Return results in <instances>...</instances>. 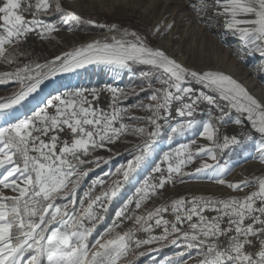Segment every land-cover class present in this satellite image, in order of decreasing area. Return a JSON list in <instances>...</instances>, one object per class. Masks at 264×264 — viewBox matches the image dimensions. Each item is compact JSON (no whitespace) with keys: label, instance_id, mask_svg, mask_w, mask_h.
<instances>
[{"label":"snow or ice","instance_id":"6c2138e0","mask_svg":"<svg viewBox=\"0 0 264 264\" xmlns=\"http://www.w3.org/2000/svg\"><path fill=\"white\" fill-rule=\"evenodd\" d=\"M213 6L215 15L224 18L227 32L242 42L237 50L241 59L244 51L264 58V0H213ZM190 7L198 13L206 9L204 0ZM56 14L65 22L70 19L119 36L84 43L44 63L29 61L14 71L0 72V84L15 81L19 85L13 95L0 100V116H5L0 126V264H137L147 252L168 246L179 250L163 264H264V175L231 182L224 178L231 169L219 160L225 150L252 142V159L264 164V99L224 71H197L182 65L135 31L82 19L66 9L62 0H0V62L18 64L23 55L18 45L30 33L45 40L54 38L60 30L57 23L41 17ZM161 27L170 31L174 24L155 31L159 33ZM89 65H103L117 79L125 70L133 73L135 66L149 70L142 73L145 83L130 89L110 85L76 89L48 100L31 116L8 122L6 114L40 91L45 81ZM103 91L111 95L109 111L98 109L88 98L99 100ZM142 92H150L149 103L121 106ZM174 104L183 120L173 125L168 121ZM201 104L209 106L207 119L196 120ZM134 108L148 114L133 115ZM229 122L241 131L221 136V128ZM166 124L173 135L200 125V136L209 143L197 145L192 140L165 152L152 168L159 175L137 181ZM65 131L70 139L61 138ZM128 135L142 140L134 145L133 158L110 174L111 183L93 179L83 197H78L91 165L99 167L111 160L94 153L111 152L109 146ZM197 155L214 163L204 160L194 174L210 173L217 184L234 191L252 190L241 198L180 197L140 211L153 197L162 196L175 177L183 183V176L189 175L184 168ZM132 183L139 184L134 194L115 212L111 225L97 233L112 201ZM96 186L102 189L99 193ZM166 213L173 219L165 218ZM126 222L131 226L125 228ZM157 228L161 233L154 235ZM138 233H147V238ZM153 245L157 247H148Z\"/></svg>","mask_w":264,"mask_h":264},{"label":"rangeland","instance_id":"374dc122","mask_svg":"<svg viewBox=\"0 0 264 264\" xmlns=\"http://www.w3.org/2000/svg\"><path fill=\"white\" fill-rule=\"evenodd\" d=\"M166 1H171V4L169 5L170 10L168 12H165ZM62 2L66 9L74 11L76 15L80 16L82 19H94L98 22L107 24L114 23L121 29L135 31L140 36L146 38L147 42L151 46L163 49L168 55L190 69L197 71H224L233 75L234 78L239 77L238 80L241 83L244 84L245 81H249L254 87L261 88L264 91V58H261L258 54H249L247 51H244L243 59H241V57L237 54V50L242 48V42L237 36L227 32V30L223 27L224 18L217 17L215 15L214 6L209 1L204 2L210 5V8L205 9L204 12L198 13L197 11L191 9L190 6L184 4V0H159V3H151L149 0H145L144 4L149 7L148 15L146 16L138 12L134 13L122 10L107 11L82 8L80 7L81 3L76 2V0H62ZM83 3L88 4L87 1ZM185 6L188 8H184ZM209 10L211 11L210 15ZM189 11L192 13H189ZM193 12L194 14L196 13V15H201L202 18L193 20L191 18L193 16ZM188 14L189 16H186ZM41 18L46 21L56 22L60 30L53 34L54 38H49L47 40L44 39L40 43L36 42V40H31L34 33H30L27 40L18 45V51L23 53V55H20L18 58L19 63L9 65L7 63L0 62V72L14 71L16 67L22 66V64L29 61L44 63L47 60L54 58L56 55H62V53L79 47L84 43L91 42L93 40H110L111 36H119V33L117 32L110 33L106 29L96 28L92 25L77 24L75 21L70 19L68 22H65L60 18L59 14ZM168 23L174 24V27L170 31H165L163 27H161V31L159 33L155 31L158 26H164ZM152 24L153 27H151ZM221 34H228L232 37L226 42L227 47L222 49L228 52L224 51V53H213V51L211 52V49L207 47L208 42L210 41L209 37L212 39ZM148 70L147 66H135L133 73H129L126 70L123 71L122 74H120V79H117L115 74L103 65H89L86 68L78 69L76 72L60 74L51 80L45 81L44 85L41 86L40 91L33 94L32 97H29V99L22 105L10 110V112L6 114L8 122L12 123L15 122L16 119H22L25 116L31 115V113L45 107L48 100H55V97L76 89H104L109 85L130 89L134 85L138 86L141 83H145L142 73ZM61 80L68 81L69 86L62 88L60 91L54 92L45 101L42 97L44 93L56 83L63 82ZM156 86L158 87L159 85ZM18 89L19 85L15 81L0 84V100L10 97L18 91ZM104 92V95L108 94V97L111 99L110 93L106 91ZM86 95H88V93H86ZM149 95L150 92H142L139 96H131L128 100L122 101L121 106L127 107L140 102L149 103ZM88 98L89 100H92L95 107H100L99 100H94L90 95ZM203 105L205 107H203ZM176 107L177 105L174 104L172 115L168 121V123L173 125L177 121L183 120V118L179 117L175 111ZM208 108V105L201 104L194 118L196 120L207 119ZM49 111L54 112V109H49ZM212 112L214 115L217 114L215 109H212ZM132 114L136 116H145L148 113L142 109L134 108L132 109ZM125 122L128 123L132 121L125 119ZM4 123L5 116H0V126ZM201 131L202 128L200 125H197L195 128L186 130L182 135H173L168 132L166 124L164 133L158 138L154 154L146 162L145 166H143L138 172L137 181H142L145 177L149 176L153 164L158 160L161 161L165 152H169L172 149L179 147L181 144H190L192 140H196L198 145V138L200 137ZM240 131V126L229 122L221 128L220 134L221 136L225 134L238 135ZM139 143H142L141 138L128 135L126 137H122L115 145H110L109 147L112 148L111 152L107 149L97 150L94 153V156H101L106 159L111 157V160L109 163L101 162L99 167H96L95 164L91 165L92 171L81 185L78 197H83V192L87 191L93 179L101 178L107 183H111L113 177L110 174L113 173L121 164H126L128 160L133 158L132 150L134 145ZM195 149L196 145H193V152H195ZM226 151L228 150H225L224 152ZM253 152H255L254 144L252 142H246L243 146L236 148L235 150H231L229 153H231L232 157L227 154L225 155V160L220 161V163L229 164L231 161H240L246 155L252 154ZM200 157V155L195 156L193 162L189 163L184 168V171L189 173V175L183 176V183H181L180 177H175L174 181L165 185L167 187L162 190V196L153 197L149 202H147L145 208L140 211L151 209L158 206L162 202H167L180 197L203 195L220 199H226L229 197L241 198L252 190L244 189L240 193L236 190L230 194L223 195L214 194L212 191H208L203 188L194 189L189 185H185L192 177L200 178V180L206 179V173L199 175L194 174L195 168L198 167ZM163 167L166 169L167 164L165 163ZM158 175V173L155 174V176ZM261 175H264V168L251 173L247 179L252 180ZM138 186V183L125 185L120 195L112 201L107 217L104 223L101 224L100 228H98L97 233L102 232L106 226L111 225L112 220L115 219V212L123 205L124 202H126L128 197L134 194L135 188ZM95 190L99 193L102 189L100 186H96ZM5 192L7 195H14L11 190H5ZM165 218L171 220L173 219V216L171 213H166ZM130 226L131 222H126L124 225L125 228ZM97 233H94L93 236L96 237ZM160 233L161 229L159 228L155 229L153 232L154 235H159ZM137 235L140 238H147V233H138ZM148 247L157 246L153 245ZM178 250L179 249L175 246H168L162 247L158 251H149L147 252V255L140 257L137 264H163L168 257L174 255V253ZM194 255L195 253H193V256Z\"/></svg>","mask_w":264,"mask_h":264},{"label":"bare ground","instance_id":"6f19581e","mask_svg":"<svg viewBox=\"0 0 264 264\" xmlns=\"http://www.w3.org/2000/svg\"><path fill=\"white\" fill-rule=\"evenodd\" d=\"M85 1H87L88 4H84L83 2H85ZM204 1H209L211 4H213V0H204ZM76 2L81 3L80 7H82V8H91L93 10L99 9V10H107V11L122 10L125 12H134V13L138 12V13H141L145 16L148 15V10H149L148 9L149 7L144 4L145 0H76ZM149 2L159 3V0H149ZM190 3H199V0H184V4H186L187 6H190ZM204 3L206 5V9L207 8L209 9L210 5H208L206 2H204ZM170 4H171V1L165 2V12H168L170 10V7H169ZM187 6H185L184 8L187 9L188 8ZM211 10H212V8H211ZM189 13H192V12L189 11ZM210 13H211V11L209 10V15H210ZM186 16H189V14ZM191 18L193 20L194 19L198 20L197 18H202V16L196 15V13L194 14V12H193V16ZM154 19H155V17H154ZM151 27H153V24ZM155 35H157V34H155ZM230 38H232V37L228 34H221V35H218L212 39H211V37H209L210 41L208 42L207 47L210 48L211 50L210 49L209 50L211 52L213 51V53H218V52L224 53V51L228 52V51L222 50V49H225L227 47L226 42ZM42 41L43 40H36V42H38V43H40ZM162 41H163V38H162ZM73 46H74V44H73ZM120 74H122V72ZM235 78L238 80L239 77H235ZM61 81H63V80H61ZM244 85H245V87H247L249 89V91L253 95L257 96L258 98L264 99V91L261 88L254 87L253 84H251L249 81H245ZM68 86H69L68 81L56 83L55 85L50 87L44 93V95L42 97L46 101L51 94H53L56 91H60L62 88H65ZM32 114L33 113H31V115ZM31 115H28V116H31ZM1 126H3V125H1ZM208 143L209 142L206 141L203 137L200 136L198 138V145H205ZM253 156H255V152H253L252 154L246 155L240 161H231L229 164H227L228 167L231 169V171L225 173L224 178L227 179L228 181H231V182H238V181H242L244 179H247V177L251 173H253L257 170L263 169L264 164H262L261 162H259L256 159H252ZM204 160H207L208 163H214V161H212L210 157L201 156L199 159L198 167L200 166V164ZM157 163H160V160L156 161L153 164L152 168H154ZM152 168H151L150 174H154L152 172ZM185 185H189L190 187H192L194 189L195 188L196 189L203 188L205 190L212 191L214 194L227 195V194L234 192V190L229 189L226 185L217 184L215 182V180L211 177L210 173H206V179L205 180H200V178L192 177L188 182H186ZM166 187L167 186H165V188ZM242 191L238 190L237 192L240 193Z\"/></svg>","mask_w":264,"mask_h":264},{"label":"built area","instance_id":"2783aa9c","mask_svg":"<svg viewBox=\"0 0 264 264\" xmlns=\"http://www.w3.org/2000/svg\"><path fill=\"white\" fill-rule=\"evenodd\" d=\"M31 40H44V39H42L40 36H38L37 34L34 33L31 37ZM104 93H105L104 91L100 93V97H99L100 107L99 108H103L104 110L109 111L110 110L109 105L111 103V99L108 97L109 96L108 94L104 95ZM203 107H205V106L203 105ZM61 138L62 139H70L71 137L69 136L68 132L65 131L64 133L61 134ZM162 167H163V165H162ZM155 174H157V173L150 174V175L155 176Z\"/></svg>","mask_w":264,"mask_h":264},{"label":"trees","instance_id":"16d2710c","mask_svg":"<svg viewBox=\"0 0 264 264\" xmlns=\"http://www.w3.org/2000/svg\"><path fill=\"white\" fill-rule=\"evenodd\" d=\"M229 152H230V151L228 150V151L224 152L225 154L220 155V156H219V160H220V161L225 160V158H226L225 155H227V154H228V155H231V153H229ZM231 157H232V155H231Z\"/></svg>","mask_w":264,"mask_h":264}]
</instances>
